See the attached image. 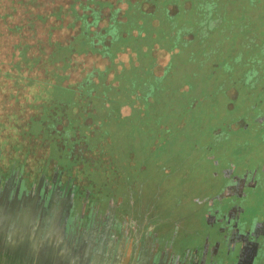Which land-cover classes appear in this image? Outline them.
Wrapping results in <instances>:
<instances>
[{
	"label": "rangeland",
	"instance_id": "obj_1",
	"mask_svg": "<svg viewBox=\"0 0 264 264\" xmlns=\"http://www.w3.org/2000/svg\"><path fill=\"white\" fill-rule=\"evenodd\" d=\"M140 1L71 0L69 2V0H55L52 3V0H39L38 2H42L43 5L57 4V8L51 13L58 20L55 25L51 24L52 45L54 42L60 43L57 42L60 41L58 36L68 41L71 39L74 34L72 27L75 23L78 25L80 13L85 11L89 14L88 6L101 10L97 21H94L90 14L87 16L85 23L88 24V27L86 30L90 36L97 34L100 26L101 29L105 27L106 24L102 21V11L105 12L108 8L113 11V21L116 23L113 29L116 41L112 45L106 43L105 51L107 50V53L105 55L99 51H92V54H73L69 52V49L64 51L63 47H59L56 57L61 58L60 60L45 59L38 54L35 57L29 56L28 59L21 61L23 65L21 69L24 72L19 73L17 68L12 65L16 59L13 57L14 45L18 42L33 43V52H39L41 45H45L47 50H50L46 44L49 37V25L48 23H41L37 26L35 23L30 24L28 21L29 7L26 5L33 3L26 0H0V152L5 147L4 152L8 154L1 158V162L7 166L13 157L25 160L24 163H26L31 155L26 168L31 172L39 165L38 161H35L37 158L33 153L40 156L48 151L49 139L43 136L50 137V135L44 134L43 132L47 131H43L42 127L47 128L49 123L42 116L36 121L30 118L36 116L42 107L53 103L58 106L61 101H69L72 102L70 104L72 106L76 103L78 111L80 109L83 113L81 116L84 117L86 114L91 115L89 105L97 104V107L93 108V111L97 112L93 117L94 121L88 119V122H94L97 131L103 130L102 122L108 121L106 115H113L118 119L113 120L112 124L108 123L109 126L105 130L107 137L102 138L99 135L85 141L90 136L84 134L83 128L77 133L70 132L67 135L61 134L62 136L58 133L55 137L60 136L59 138L62 139L60 141L64 146L66 145L63 147L65 154L62 156L63 154L60 155L56 150L54 154L56 157H53L61 163H66L63 160L66 157L67 160L70 158L74 166L82 163L84 157L89 160L100 158V163L106 164H111L110 162L114 160L118 166L117 171L112 169L108 173L117 175L118 179L122 173L123 178L116 182L118 189H121L123 180H127L130 183V191L129 184L124 185L125 190L122 189L124 192H130V197L127 192L126 196L128 197L125 198L134 202L136 210L140 207V215L131 216L134 221L132 223L137 225L140 222L141 228H138L139 231L137 230L140 238L145 235V233L142 234L143 218L148 217L153 224L160 219V216H165L168 219L167 226L172 230L170 237L174 241L162 237L165 231L162 227H156V232L150 233L151 238L148 237L151 242H159L156 245L155 253L151 254V258L155 257L159 251H164L168 256L177 255L180 257V251L183 250L181 246L196 243L206 237L209 227V221L204 222L199 218L201 213L197 208L198 200L196 197L193 200L190 198L195 193L203 192V188L215 178V176L212 177V170L218 167L206 156L215 155L218 160L224 162H227L226 156L238 160L243 155H254L260 160L262 145L260 139L257 138L259 125L251 122V126L247 130H234L230 122L235 118L236 120L252 118L257 114L256 111L264 108L262 97L253 96V92H250V88L247 86L255 75L254 69L264 70V24L261 25L257 21L253 27V22L247 21V25H249L247 28L252 29L253 48H245V41H240L239 36H235L236 32L244 30L243 25L251 9L249 6H264V4L251 3V0L246 2L238 0L235 3H232L233 0H217L218 3H209L207 0H152L151 3H156L157 8L150 10L152 6L149 3H140ZM190 2H195L193 8H190ZM12 3H15L17 8L15 9L18 12L15 13L12 20L10 18L8 21L2 19L1 15L5 10H10ZM218 4L219 8H217ZM123 7L127 8L126 15L123 14L127 20L119 19ZM174 7L178 9L175 15L179 16L170 25L166 24V21L158 15L159 13L165 16L170 15L175 11ZM244 10L246 13L244 18H241ZM43 13L46 16L47 13ZM213 22H218V26H215ZM15 24H22L23 29L18 32L12 31L10 28ZM58 27L63 28L57 29ZM211 38H214V41ZM39 39L40 43H38ZM188 40L192 41V44H189ZM76 45L77 47L72 46L75 52H79V49H87V44H83L81 41H78ZM99 49L100 47L97 50ZM97 55L108 59L106 67L104 65L106 60ZM62 57H66V60L64 61ZM135 57L137 62L142 63L144 73L140 74L141 67L135 69L131 67V70L123 69L122 74L117 73L114 79L116 83L119 81L118 87L122 91H106L107 87L114 83L111 79L114 75L109 71L118 67V63L123 65L129 61L133 65ZM72 58V66L67 65L66 62ZM171 59L172 61H170ZM169 61L172 66L173 80L169 79L166 82H162L160 78L149 80L146 74L148 67L153 68L155 64L156 72L162 73ZM42 62L50 64L56 72L60 71L61 75L59 76L62 77V80L64 79V82L70 74L72 81L76 82L75 80L84 78L87 71H91L96 66L105 68L98 78L82 85L78 91L62 90V87L59 86L61 90L55 88L52 93L51 89H45L40 81V78H44L46 71L43 66H40ZM116 71L118 70L116 69ZM48 75H53L55 79L51 70ZM33 76H37L39 81L35 80ZM99 79L101 82L97 83ZM192 82L197 97L202 98L205 94L202 99L205 102L198 99L191 100L189 101L191 105L188 108V100L183 102L177 98L179 99L178 103L177 99H173V97L177 90H180L181 85V90H185L191 86ZM257 82L263 84L264 76L260 75ZM152 87L155 90L151 89ZM229 89L233 94L239 93L236 98H232V101L229 97ZM239 89L240 92L245 90L246 94L242 96ZM160 91L165 92V98L169 95L170 99H166L164 103L170 104V107L162 105V102L157 104L162 97ZM110 95H112L111 100L106 101L103 106L104 102L99 97L105 100ZM187 96L189 95L187 94ZM48 97L50 100H44ZM150 97L154 98V102L149 99ZM185 99L186 96L183 97L184 101ZM226 100L229 103L231 101L233 106H230ZM110 102H115V105L111 104L114 107L107 110L106 107L109 106L107 103ZM192 104L195 105L192 106ZM145 105L148 112L146 116H141ZM134 106L140 112L135 109L134 114L128 116L127 120L119 119L121 113L130 114ZM160 107H163V113L159 111L160 114L156 116L152 114L156 108L161 109ZM41 114L44 116L45 113ZM72 115L73 112L66 114L58 127L62 129L64 125L66 126L69 122L68 117L72 118ZM248 120L244 119V121ZM133 122L139 125L138 133L135 132V128L130 126V123ZM217 128L221 129L218 134H216ZM89 130L84 129L88 133ZM98 132L95 135H98ZM92 133L94 134V131ZM79 141L81 142L79 143ZM75 144L76 150H80L79 152L74 149ZM93 144L95 147L91 146ZM107 151L110 154L103 153ZM44 159L46 161V158ZM100 168L102 167L97 165V169ZM97 174H103V171L101 170ZM90 176V174L86 176L85 173L76 174V181H80L85 186L88 185L86 192L89 190L94 195L100 185L101 194L110 195L113 187L115 188L116 184L112 187V184L102 183L103 181L99 183L98 179L96 181ZM64 179H66V175ZM93 183L98 184L95 186ZM82 184H78L77 187L80 185L84 188ZM12 187H14L13 184H9L0 191V220L4 219L2 217L4 212L16 209V200L10 195ZM124 192H118L114 197L125 195ZM181 196L188 199L185 201V206L181 204L182 201H179ZM49 201L52 203L51 206L58 209L61 214L70 215L75 207V204L69 203L61 193L57 192L49 200L46 198L42 200L41 213L43 215L50 211L47 206L50 204ZM259 202L263 207V199H260ZM252 204L253 206H247L248 213L243 217L248 222L255 220L252 213L255 207L257 209L259 206V203L256 205L254 200H252ZM21 206L26 210L25 203H22ZM125 207L127 208V204ZM90 208L88 205V211L92 212ZM100 218L101 216H96L94 221L96 224L102 225ZM66 222L74 225L71 219ZM128 223L130 225L131 222L128 221ZM113 234L114 238L112 237V239L116 238V242H119L115 231ZM166 237L168 236L166 235ZM31 245H33L32 242L14 250L0 243V264H39V261L34 260V254L29 249ZM190 249H193L190 250L193 257L201 255V251ZM82 257L80 256V258ZM68 262L65 261L61 264L72 263Z\"/></svg>",
	"mask_w": 264,
	"mask_h": 264
},
{
	"label": "flooded vegetation",
	"instance_id": "obj_2",
	"mask_svg": "<svg viewBox=\"0 0 264 264\" xmlns=\"http://www.w3.org/2000/svg\"><path fill=\"white\" fill-rule=\"evenodd\" d=\"M152 0H141L140 3H149L152 7H150V10H156L157 5L151 3ZM230 1V0H229ZM238 0H233L232 3L237 2ZM247 0H243V2H246ZM209 3L217 2V0H207ZM259 3L264 4L263 0H251V3ZM218 3V2H217ZM154 5V6H153ZM195 5V2H190V8H193ZM251 7L248 17L246 21L244 22L243 28L244 30L241 32H236L235 36H239L240 41H245L244 45L245 48H253V45L251 43V37H252V29H248L247 27V21L253 22V27L256 25L257 21L262 25L264 24V6H249ZM128 8V6H127ZM126 7L121 8V14L120 18H123L124 20H127V18H124L123 14L127 11ZM135 8V7H134ZM217 8H219V4L217 5ZM175 11L171 13L170 15H163L162 13H159V17L166 21V24H169L174 21V19H177L178 16L175 14L178 12V9L173 8ZM113 11L111 9L105 10V24L107 25L109 22V18L111 15L113 16ZM155 12V11H154ZM186 12V11H184ZM246 13V10L243 11V15L241 18H244V15ZM174 14V15H173ZM122 16V17H121ZM219 22V20H218ZM218 22H213L215 26H218ZM246 27V28H245ZM203 38V37H202ZM214 41V38H211ZM199 41V40H198ZM189 44H192V41H189ZM239 42V41H238ZM236 45L234 44V47ZM255 47V46H254ZM92 54L91 52H89ZM88 53V54H89ZM87 54V53H86ZM80 55V54H79ZM103 59L106 60V63L104 64L105 67L107 65L108 59L104 56L97 55ZM172 61V59L170 60ZM170 61L165 66L166 68L163 70L162 73H157L155 69V64L152 67H148L146 69V74L148 75L149 80H157L158 78L161 79L162 82H166L167 80L171 79L173 80L172 70L170 66ZM118 63V62H117ZM134 63H137L136 65ZM215 66V65H214ZM104 66H96L94 68H98L99 70H95L96 73L91 77V81L93 79H96L99 77V74H101L105 68ZM132 68H140L139 72L140 74L144 73V69L142 66V63L137 62L136 57L133 61V65L128 61H126L123 65H119L112 71L110 70L114 76L111 83L112 86L107 87L108 92H121L118 85L120 84L119 81L117 83L115 82V76L116 74H122L123 69H129ZM116 69L118 71H116ZM246 71V69H245ZM257 73L251 78L252 82L249 81V84L247 86L250 88V92H253V96L256 97H262L264 101V83L258 84L257 79L261 75L264 76V70L261 68L259 70H256ZM88 73V71H87ZM110 73V74H111ZM146 75V76H147ZM87 76V75H86ZM85 76V77H86ZM69 78V79H68ZM68 80L66 79L65 82L61 81L65 84L67 83H76L78 80H75L76 82L72 81V75L70 74L68 76ZM119 80H121V77L118 75ZM147 78V79H148ZM60 79L59 75H55L54 81H58ZM71 79V80H70ZM160 81V82H161ZM101 80L97 81V83H100ZM116 84V86H115ZM187 84V83H186ZM45 86V85H44ZM182 86V85H181ZM181 86L179 87L180 90H177L176 95L173 97V99L180 98L183 102H186L188 100L187 106L191 105L189 101L198 99L199 101H202L204 98V95L202 98H199L194 93V85L193 82L191 86H188V89L181 90ZM233 86V85H232ZM50 87V86H49ZM193 88V89H192ZM232 88V87H231ZM46 89V88H45ZM155 90L153 87L151 88ZM52 90V89H51ZM54 91V90H52ZM151 92V91H150ZM240 92V89H239ZM245 90H242L240 93L242 96H244L246 93ZM161 93V99L158 100L159 104L162 102V105H166L170 107V104L164 103L166 99H170V97L167 96L165 98V92L160 91ZM229 97L232 101V98H236L238 94H233L230 89L228 90ZM187 94L189 96H187ZM186 96L185 101L183 100V97ZM112 95L110 97H106L105 100H102L100 97L99 99L104 102L103 106H105L106 101L111 100ZM193 98V99H191ZM50 100V98L48 97ZM44 99V100H48ZM118 99V97H117ZM152 102H154V98L150 97ZM177 99L176 102L179 103ZM227 101V100H226ZM229 103L230 106H233L232 102ZM69 102V101H68ZM116 102V101H115ZM115 102L107 103L109 104L107 108H113L115 105ZM202 102H205L204 100ZM72 103V102H69ZM68 103V104H69ZM113 104V105H111ZM93 103L89 105L90 112L92 111V114L86 119L85 124L91 125L89 128H83L88 130L90 129L89 133L85 132L84 134L90 136V138H87L85 141H88L89 139H93L96 136H101L102 138L107 137V133L105 130H107V127L109 126L108 123L113 122V120H118L115 116H107L108 121L106 123L102 122L103 124V130H96L94 127V121L93 117L97 113L96 111H93V108L97 107V104ZM180 105H182L180 103ZM195 104H192V106ZM52 104H49L48 107H51ZM66 110L68 109L66 114H70V112H73L72 118L76 112L78 115L80 112L75 111V106L73 105H67ZM185 106V105H182ZM45 107V106H44ZM44 107H42V111L35 116L36 118H39L42 116L44 118L49 113L44 114V116L41 114L44 110ZM92 107V108H91ZM144 107V106H142ZM161 109H155L152 114L155 116L159 111L163 113L162 108ZM137 109L136 106L133 107V110L130 114H123L121 113V117L119 119L121 120H127V117L131 114H134V110ZM120 110V109H118ZM139 112L140 110L137 109ZM148 112V109L145 105V108L143 109V112H141V116H146V113ZM44 113V112H43ZM64 113V112H63ZM61 113L60 115H62ZM257 114L252 118H239L236 120V118L230 122V125L234 130H247L251 126V122H255L259 128V135L257 138L260 139L261 142V156L259 157L260 160H258V157H255L254 155H243V157H239L238 160L231 159L226 156L227 162L220 161L216 158L215 155L210 156L207 155L208 159L215 163L218 167L217 169L212 170V177L214 180L208 184V186L203 188V192L195 193V195L191 196L190 198L193 200L195 197L198 200L197 203L199 206L197 207L199 209V212L201 213L199 218L202 221H209V227L207 228L206 237L199 240L196 243L181 246L183 249L182 252L188 255V258L192 254L190 253V248H194V250H201V254L205 257V259L210 262V259H213V264H264V205L261 207L260 205V199H263L264 201V108L260 109ZM65 114V115H66ZM57 115V114H56ZM48 117L51 118V116L48 115ZM66 117V116H65ZM57 118H59V114L57 115ZM64 120V116H62ZM69 118V122L73 121L72 118ZM31 119V118H30ZM88 119H92V123L88 122ZM244 119H249L248 121H244ZM68 122V123H69ZM62 123V122H61ZM60 123V124H61ZM112 124V123H111ZM164 125V124H162ZM59 126V124H58ZM57 126V127H58ZM111 126V125H110ZM130 126L135 128V132L138 133L139 125L136 123H130ZM39 127V126H38ZM65 125L63 126V128ZM59 128V127H58ZM62 128V135L64 134V129ZM82 127L79 126L78 131H80ZM61 129V128H59ZM216 134L220 132V128H217ZM216 130V128H215ZM29 131V130H28ZM27 131V132H28ZM45 131V130H43ZM77 131V132H78ZM94 131V134L91 132ZM95 131H97L99 134L95 135ZM70 132H74L73 130H69L67 134ZM76 132V133H77ZM44 134L47 132H43ZM60 134V135H61ZM102 134V135H101ZM61 135V136H62ZM104 135V136H103ZM44 138H48V144L49 149L44 153V155H38L36 153H33L36 155V162L38 161L39 165L36 167L34 171H31L26 168V165L29 162V159L31 158V155L29 156L26 163H24L25 160L19 159V158H13L10 159V164L7 166H4V163L2 164L1 158L4 155H8L7 152H4L6 148L4 147L2 152H0V182H2V189L4 188V185L7 184H13L14 187L11 192V197L14 198L16 194L26 192V193H40V201L38 202V205H41V202L44 198L50 199L55 193H61L64 199H66L69 203L75 204L73 212H71V216L74 215L71 220L74 222V227H78L79 225H83L84 229H91L92 234H94V237L96 238L93 242V250L94 253H92V256L94 257V254H96L97 249L99 248V244L101 241H104L102 245H106L107 242L111 244L108 249H106V255L107 257L114 256V257H123L126 255V253L129 254L130 260L128 264H136L137 258L144 257H151V254L155 253L156 245L159 244L157 241L151 242L150 233L156 232L155 228L162 227L165 233L163 234L164 238H170L171 241H174L170 235L172 232L171 228L168 227V219L165 216H160V219L153 224L148 217H145L142 219V225H143V231L142 234L145 233V235H142L140 238V234L138 235V228H141L140 222L136 225L132 222V217L136 215H140V207L138 210H136V206L132 200H126L125 197L130 192L126 191L124 192L125 188L124 185H128L129 191H130V183H128L127 180H123L121 183V189H118V184L116 183L117 180H120L122 177V173L120 176V179H118V176L115 174H109L112 169L114 171H117V165L115 164V161L110 162L111 164L106 163H100V158L98 160H89L84 157V160L82 163L76 164L75 166L72 165L73 162L67 160V157L63 160H65L66 163H61V161L56 160L54 157L55 151L57 150V153L63 154V147H65L62 142H60L62 145H56L54 144V140H62L59 137L50 136L47 137L46 135L43 136ZM256 137V136H255ZM81 141H79L80 143ZM67 144V143H65ZM95 144L91 145L92 147ZM2 146V145H1ZM76 144H75V150H76ZM35 150V148H34ZM80 151V150H76ZM103 153H109L103 152ZM102 153V154H103ZM110 154V153H109ZM11 156V155H10ZM52 156V157H51ZM54 156V157H53ZM46 158V161L45 159ZM72 160V159H71ZM34 161V162H35ZM91 161V162H90ZM119 164V163H118ZM97 165H100L102 168L97 169ZM103 171V174H97L99 171ZM19 172V173H17ZM109 172V173H108ZM85 173L87 175H91L90 177L94 178L96 181L98 179L99 183L103 181L102 183L112 184V187L114 184L115 188L113 187L110 195L105 194L102 195V188L99 185V189L96 190V194H92L91 191L86 192V184H82L80 181H76L77 177L76 174H82ZM96 173V174H95ZM18 174V175H17ZM95 174V175H94ZM66 175V179H64ZM124 183V184H123ZM78 184L84 185V188L80 185L77 187ZM95 186H97L98 183H93ZM104 184V185H106ZM206 185V184H205ZM124 188V190L122 189ZM0 188V191H2ZM125 193L122 195H119L117 197H114L116 193H121V191ZM20 191V192H19ZM128 192V193H127ZM182 198L179 199V201H182V205L185 206V201H188V199L185 196H181ZM252 200L256 202V205L259 206L255 207L254 212L252 215H254L255 220L253 222H248L247 220H244V216L248 211H246L247 206H253ZM51 201V200H50ZM49 201V202H50ZM258 202V203H257ZM127 204V208L125 207ZM52 203L50 202L48 206L49 210L56 211L58 209L51 206ZM88 205L89 208L92 209V212L88 211ZM99 214V215H98ZM133 215V216H132ZM96 216H101L100 220L102 221V225L96 224V221H94ZM132 216V217H131ZM139 217V216H138ZM87 219V221H86ZM121 221V222H120ZM130 221V225L128 223ZM128 227V228H127ZM130 228V229H129ZM168 228V230H166ZM138 230V231H137ZM106 233H105V232ZM115 231L116 236L119 238V242H116V238H114L113 232ZM129 231V232H128ZM149 232V233H148ZM131 233V234H130ZM166 235L168 237H166ZM133 236V237H132ZM98 237V238H97ZM132 237V240H131ZM161 237V236H159ZM203 237V236H202ZM122 238V240H120ZM151 238V237H150ZM113 240V241H112ZM132 244H131V243ZM173 244V243H172ZM174 245V244H173ZM138 247V249H137ZM92 250V251H93ZM91 251V252H92ZM199 252V251H198ZM183 253V255H185ZM109 254V255H108ZM118 255V256H117ZM156 256L165 255L164 251H159V253L155 254ZM207 255V258H206ZM167 256V255H166ZM197 257V256H194ZM136 258V259H135ZM104 260V258L102 259ZM206 260V262H207Z\"/></svg>",
	"mask_w": 264,
	"mask_h": 264
},
{
	"label": "crops",
	"instance_id": "obj_3",
	"mask_svg": "<svg viewBox=\"0 0 264 264\" xmlns=\"http://www.w3.org/2000/svg\"><path fill=\"white\" fill-rule=\"evenodd\" d=\"M1 185L2 182H0V188L2 189ZM6 187L7 184L4 185L2 190ZM40 197V193L24 192L22 195L20 193L15 195L13 199L16 200V209L4 212L2 214L4 219L0 220V243L3 246L16 250L19 246H26V244L32 242L33 245L29 249L34 254V260L39 261V264H61L65 261H70L72 262L71 264L129 263V252L124 257L123 255L114 257L109 254V257H107L104 252L111 244L107 242L103 246L102 243L104 241H101L93 257L95 237L91 229H84L82 224L77 228L68 224L66 221L74 215L61 214L58 210L57 212L50 210L48 214L43 215L41 213V205H38L41 200ZM22 203H25L26 210L22 209ZM197 251L200 252L201 250ZM180 252V257L177 255H159L153 258H138L136 264H213V259L208 262L204 257L205 255L191 256V259H189L188 255L186 256L182 250ZM80 256L83 257L80 258ZM103 258L104 260H102Z\"/></svg>",
	"mask_w": 264,
	"mask_h": 264
},
{
	"label": "trees",
	"instance_id": "obj_4",
	"mask_svg": "<svg viewBox=\"0 0 264 264\" xmlns=\"http://www.w3.org/2000/svg\"><path fill=\"white\" fill-rule=\"evenodd\" d=\"M26 1H29L33 4L31 5H26L29 7V18H28V21L31 23H35V25H40L41 23L42 24H45V23H48L49 25V37L47 39V45L48 47L50 48V50H47V48L45 47V45H41L39 47V52H33V47H34V44H26L24 42H18L17 44L14 45V53H13V57L15 59V61L12 63L13 66H15L17 68V71L19 73L21 72H24L21 68L23 67V65L21 64V61L23 60H26L29 58V56H33L35 57L37 54L38 55H41L43 56L45 59H49V58H54L55 60H60L56 57V54H57V49L59 47H63V50L64 51H67L69 49V52H72L73 54H86V53H89V52H94V51H99L101 52V54L105 55L107 53V50L105 51V45L106 43L108 44H113L116 39H115V33L113 31V29L115 28V22L113 21L114 18L113 16L111 15V17L109 18V22L107 25H105V27L103 29H101L102 27L100 26V28L97 30V34H93L92 37L90 36V33H88V31L86 30L87 27H88V24L85 23V21L87 20V16H91V18L94 20V21H97L98 19V16L100 14V11L101 10H98V9H95L93 7H87V11L89 14L84 13H80L79 15H81V17L79 18V22H78V25L75 23L74 24V27H72L74 29V34H72L71 36V39L68 41V40H64L62 39L60 36H58V39L60 41H57L59 44H57L56 42L53 43L52 45V36H53V30L51 29V24H56V22H58L57 20V17H54L51 15L52 11L57 8L56 5L57 4H53L52 6H49V5H43V3H39L38 1L39 0H26ZM71 0H69L70 2ZM55 0H52V3H54ZM30 4V3H28ZM49 4V3H48ZM16 8V5L15 3H12V5L10 6V10H5V12L3 13V15H1L2 19L4 20H7L8 21V18H10V20H12V18L14 17L15 13H17L18 11L15 9ZM43 12H46V16H44ZM78 15V16H79ZM104 16H105V13L102 11V21L105 22V19H104ZM73 18V17H72ZM78 21V20H77ZM57 27V25H56ZM67 27V26H65ZM60 27H58L57 29H59ZM63 28V27H61ZM60 28V29H61ZM246 28V27H245ZM12 31H15V32H18L20 30L23 29L22 27V24H15L14 26H12L10 28ZM71 29V28H70ZM96 29V28H95ZM17 30V31H16ZM88 33V35H86ZM78 41H81L83 44H87V49H84V50H80L79 49V52H75L73 49H72V46L74 47H77V43ZM41 40L39 39L38 40V43H40ZM100 47L99 50H97L98 48ZM17 50V51H16ZM64 58L63 60L65 61L66 60V57H62ZM72 59H70L69 61L66 62L67 65L69 66H72ZM46 63V62H44ZM42 62V64H40V66H43L45 68V76L44 78H40V81L43 83V85H45V88H50L52 90H55V88H59L62 87L61 89L62 90H66V91H73V90H79V87H81L82 85H86L87 83H89L91 81V76L94 74L95 70H99L98 68H93L91 71H89L87 73V76L84 78H80V80H78L76 83H63L61 81V78L58 80V81H54V77L53 75H48V72L51 70L52 73L55 75H61L59 74L60 71L56 72L55 70L52 69L51 65L50 64H44ZM39 70H40V67H39ZM254 72L255 74L257 73V71L254 69ZM69 75V74H68ZM27 76V75H26ZM29 77V76H28ZM33 78L37 81L38 78L37 76H33ZM64 84V85H63ZM50 86V87H49ZM65 87V88H64ZM60 89V90H61ZM51 90V91H52ZM53 93V91H52ZM49 100V99H48ZM46 100V101H48ZM58 103V102H56ZM68 101H61L60 103H58V106L53 103L51 107H44V110L43 112L45 113H49L48 115L51 116L48 117L45 116L44 117V120H47V122L49 123V126L47 128H44L42 127V124H41V127L47 131L48 135L50 136H56L58 133L59 135L62 133V129H59L57 126L58 124H60L62 121H63V118L62 116H64L65 118V114L67 113L68 110H66V107H68L67 105L71 104L69 103ZM48 106V105H47ZM75 106V111L78 110V107L76 105V103L74 104ZM42 111V109H41ZM64 112V113H63ZM258 112V111H256ZM61 113H63L62 115H60ZM81 111L80 113L77 115L76 112L73 116V121H70L63 129H64V134L67 135V132H68V129L69 130H73L74 132H77L78 131V128L79 126L82 127V128H89L91 125L89 124H85L86 122V119L89 117L87 114L83 117L81 116ZM59 114V118H57V115ZM83 114V113H82ZM90 114H92V111L90 112ZM86 117V118H85ZM38 118H36L35 116L31 117V120H34L36 121ZM31 123H33L31 121ZM85 133V132H84ZM63 134V133H62ZM56 140V139H55ZM54 140V144L56 145H62L59 141H55Z\"/></svg>",
	"mask_w": 264,
	"mask_h": 264
}]
</instances>
